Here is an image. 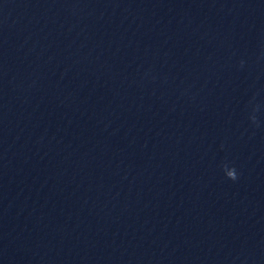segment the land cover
<instances>
[{"label":"clouds","instance_id":"clouds-1","mask_svg":"<svg viewBox=\"0 0 264 264\" xmlns=\"http://www.w3.org/2000/svg\"><path fill=\"white\" fill-rule=\"evenodd\" d=\"M244 61H240V65L241 67H243ZM251 120L253 121V123H256V117L253 115L251 117ZM222 170L224 172V175L232 181H236L238 179V172L237 169L234 166H229L228 163H224L222 165Z\"/></svg>","mask_w":264,"mask_h":264}]
</instances>
